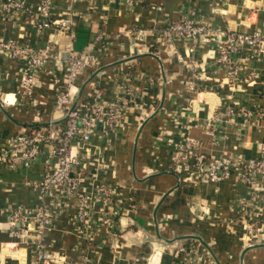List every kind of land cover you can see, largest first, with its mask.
Returning <instances> with one entry per match:
<instances>
[{
	"label": "crops",
	"instance_id": "obj_1",
	"mask_svg": "<svg viewBox=\"0 0 264 264\" xmlns=\"http://www.w3.org/2000/svg\"><path fill=\"white\" fill-rule=\"evenodd\" d=\"M39 1L27 0L28 14L8 18L0 10V42L32 49L50 43L59 54L35 72L37 83L27 89L21 79L31 71L28 60L0 49V154L32 128L64 125L65 108L58 106L63 88H69L72 103L97 97L114 102L124 85L135 97L113 131L98 126L91 142L73 145L82 161L75 173L81 192L94 204L87 220L73 197L58 203L42 235L35 221L18 233L24 226L12 225L14 209L35 211L53 202L41 183L57 158L44 142L27 169L0 162V264H44L41 245L52 264H264V203L250 199L238 172L210 181L198 166L176 171L173 165L187 137L197 142L193 152L203 155V167L221 157L259 155L264 53L235 54L238 76L230 79L214 41H170L154 34L187 17L264 37V0H53L51 17L72 22L66 30L39 27ZM140 28L146 29L143 40ZM70 51L92 53L95 60L68 84ZM241 107L253 114L244 116ZM212 119L215 130L206 125ZM101 187L110 193L107 203Z\"/></svg>",
	"mask_w": 264,
	"mask_h": 264
},
{
	"label": "built area",
	"instance_id": "obj_2",
	"mask_svg": "<svg viewBox=\"0 0 264 264\" xmlns=\"http://www.w3.org/2000/svg\"><path fill=\"white\" fill-rule=\"evenodd\" d=\"M70 1L75 3L81 0ZM87 1L93 3L96 0ZM212 2H218V0H212ZM53 5V0L39 1L37 13L43 17L39 27L57 26L62 30L69 29L72 25L69 17L60 19L51 17ZM0 10L8 18L13 17L16 13L28 14L32 12L27 0H2ZM154 34L170 41L176 39L214 41L217 49V61L224 67L230 79L238 76L235 54L245 51L264 53V37L259 32L249 33L234 29L213 28L187 17L179 18L154 29ZM137 36L141 40L145 39L146 29H138ZM0 49L15 59L28 60L31 71L21 79L23 86L27 89L37 83L34 76L35 72L41 69L51 58L59 56L58 53H53V45L50 43L39 49H32L10 40L0 42ZM94 60L95 55L92 53L87 52L83 55L70 51L68 53L67 83H71L77 73L86 64ZM262 85L264 87L263 83ZM121 91L120 97L114 102L105 103L97 97L86 103H72L69 88H63L58 94V106L65 108L64 125L57 127L50 123L46 126L32 128L28 133L13 137L11 145L0 154V162H5L10 169H27L41 152V144L49 142L52 144V156L57 158L56 162L50 163V170L41 183L43 194L52 196L53 202L35 211L25 210L22 207L14 209L11 214L12 225L15 226L19 223L24 226L20 231H17L18 233L24 234L26 225L28 226L31 221H35L37 230L42 235L45 229L52 224L60 209V204L73 197H78L80 218L82 220L89 219L94 204L90 202L89 197L81 192L82 179L75 173L82 165V161L77 154L73 153L72 149L77 140L84 143L91 142L92 134L98 126H101L106 133L117 127L124 108L135 97V91L130 86L124 85ZM240 111L246 117L253 114V111L247 107H241ZM214 121L212 119L206 123L212 130H215ZM196 146L197 142L191 137H187L180 143L178 155L173 159L176 171H189L198 166L201 169V176L210 181H217L232 172H238L240 179L250 189V199L253 201L261 200L264 203V146L261 147L257 157L244 159L221 157L213 160L208 167H203L201 164L203 155H196L193 152ZM187 157L194 162L188 163ZM109 195L106 187L100 188V197L104 202H109ZM58 203L60 204L58 205ZM242 203H246L245 200ZM246 205L248 204L246 203ZM38 256L44 264H52L51 256L44 251L42 245L38 250ZM174 263L177 264L176 261Z\"/></svg>",
	"mask_w": 264,
	"mask_h": 264
},
{
	"label": "water",
	"instance_id": "obj_3",
	"mask_svg": "<svg viewBox=\"0 0 264 264\" xmlns=\"http://www.w3.org/2000/svg\"><path fill=\"white\" fill-rule=\"evenodd\" d=\"M77 102V101H76Z\"/></svg>",
	"mask_w": 264,
	"mask_h": 264
}]
</instances>
